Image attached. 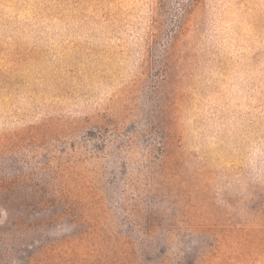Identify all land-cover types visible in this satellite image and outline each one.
<instances>
[{
	"label": "rangeland",
	"instance_id": "obj_1",
	"mask_svg": "<svg viewBox=\"0 0 264 264\" xmlns=\"http://www.w3.org/2000/svg\"><path fill=\"white\" fill-rule=\"evenodd\" d=\"M0 264H264V0H0Z\"/></svg>",
	"mask_w": 264,
	"mask_h": 264
}]
</instances>
